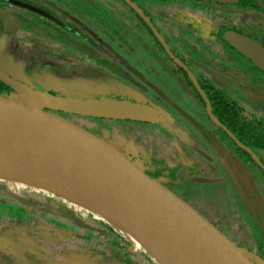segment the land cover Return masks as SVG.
<instances>
[{"label":"flooded vegetation","instance_id":"af4514ba","mask_svg":"<svg viewBox=\"0 0 264 264\" xmlns=\"http://www.w3.org/2000/svg\"><path fill=\"white\" fill-rule=\"evenodd\" d=\"M41 1L42 5L39 6L33 4L29 0H0V6L3 2L7 5L11 4L32 13V15L36 16V19L33 18V20L35 19V24L37 26L35 30L30 26L28 27L26 23V20L29 21L27 16L20 18L19 14H11L10 17L6 19L8 25L11 27L9 28L8 25L3 27L9 28L8 30L11 33L8 36L11 37L12 40H7L5 37L0 43V47L3 48V56L0 58L6 60L4 66L0 65V90L3 89L4 92L8 94L16 92L9 87L2 78L6 79V77H8L14 79L18 77L19 82L25 84V81H31V75L29 74V72L31 73V66H34L35 69L40 68L39 70H41L45 69L48 65L46 69L55 72L56 70L52 66L50 67L49 64L54 62V60H69L68 55L56 46L53 41V35L46 31L48 29H43L46 26L42 23H53L61 27H64V24H68L69 29L73 30H76L78 28L77 26L82 27L84 32L81 35L86 37L88 41L87 42L84 37L82 38L85 48L83 49V53L89 54L91 57L99 54L100 45H103L101 39L103 38L104 32L114 33L116 36H120L122 32H127L124 38L127 40V38L130 37L131 41L133 40V33L139 34L138 41L146 45L145 47L142 44L146 50L142 49L139 51L151 52L149 58L152 59V55L157 53L154 57H157L158 60L162 57L157 51H161L166 59H168L164 73L171 77V79H177L178 86L177 88H173L167 82L165 83L163 76L166 75L160 72H135V75L132 76L134 80H130L128 79V75L130 76V72L135 71V69H129L127 71L120 70L113 72L114 77L111 78L113 85L112 90L108 94V100L119 102L129 101L128 103L133 102V104L142 103V105H149V107H146L155 112L158 111L160 117L164 110L166 115L168 114L174 119L173 126H175V128L170 130L177 133L183 132L188 123L200 124L201 121L210 120L214 127L213 131L211 132L208 126L207 135H204L203 131H200L201 134L194 138L198 137L199 141L208 138L211 143L216 145L215 148L210 145L209 149L206 147H204V149L208 151L206 152L208 158H218L220 161V163H212L215 165L208 164L199 171H194L191 167V171H188L189 174L187 177L180 176L181 182L173 179L175 181L172 180L169 182L168 186L164 181L161 182L156 178H151L158 180L178 197L188 202L189 200L184 196V192L196 196V190L204 187L202 182L203 176H214L216 171L226 173L227 169L231 177L235 176L242 181H246L248 186L247 191L249 192V194H245L246 202H264V192L262 194L258 190V188L264 185V183L261 184L258 181L259 177H262L264 181V168L260 167L252 156L254 152L264 166V146L262 149L256 148V151L242 139L243 135L247 136V134L250 133L257 135V132H260L264 134V110L262 106L258 109L253 105H245L242 98L235 97L230 93L232 90L239 92L238 87H240V91L243 95H251L254 92L256 93V96L254 95V102L256 103L258 96H264L261 93L260 86L264 83V79L262 80V78H264V70L257 67L249 58L230 46L223 38V32L231 31L264 46L262 40L264 39V0H222V2L219 0ZM30 7L37 11L30 9ZM88 7L89 9H87ZM93 8L95 9L93 10ZM60 13H63L66 19H59L56 14ZM85 18L87 22L83 24L82 21H84ZM3 27L0 26V31L4 29ZM69 29L66 30L71 41H68L67 37L61 38L66 45L75 42L79 37L76 34H72ZM154 30L164 38L168 49L159 40ZM46 34L48 37H46ZM127 34H130V36L127 37ZM144 36L147 37V42H149L150 45L144 42ZM44 38H49V46H45L46 41L44 42ZM108 39L115 41V36H113V38L108 37ZM90 42H93L94 45H91ZM211 44H213V46ZM216 44L220 46L218 49ZM68 45L67 47L70 48L71 46ZM89 46L96 47L98 51L96 52L89 49ZM155 48L156 51L154 50ZM12 51L17 52V54L14 52L12 53ZM8 53L12 54L14 59H19V56L23 60L25 58L24 68H22L25 71H19L20 66H18L17 60H15V62L7 60L9 59ZM83 53L82 55L86 56ZM198 53L203 54L205 58H200ZM47 58L51 60V62L48 61V64H45L42 60H47ZM238 61L242 63V67L239 71L226 67V65L230 67L228 63H231L233 66L234 64L232 63ZM149 63L152 65V60H150ZM51 68L53 70H51ZM153 70L157 71L156 67ZM250 71L254 72L258 78L254 79ZM59 72L55 74L56 78H58V75L64 73L61 71ZM74 76V73H68L66 75L68 82L73 81L71 84L74 83L75 85L77 82H81V84L87 85V82L90 81L97 84L93 79H89L92 77L88 75H80L73 78ZM246 77L250 79L246 81ZM214 79L216 80L214 81ZM233 81L236 82L233 84ZM31 82L35 87L39 88V81L34 80ZM246 83H249L252 87L248 88ZM171 84L175 83L172 82ZM103 86L105 85L103 84ZM60 87V83H57V87L54 88L44 85L43 90L49 88L50 94L66 97L63 92H59L58 89H56ZM147 98L156 105L150 103ZM260 103L261 101H259V104ZM177 108L178 111L176 110ZM53 113L68 119L86 130H88L84 127L86 123H90L94 120L89 116L59 111H54ZM79 119H81V121L84 119L85 122L82 123ZM102 121L105 122V124L109 123V128L123 127L124 131L127 130V126H130L131 122L134 124H146L145 127H148V129L139 132L138 135H145L148 133L153 138L156 136L159 141H174L172 138L173 135H170L171 131L165 132L162 130L163 124L154 125L143 121L113 117L103 118ZM88 131L92 133V131ZM244 138L247 139L246 137ZM260 139L263 140V137L261 136ZM240 144L245 146L252 153L243 149ZM221 147L225 148L224 152ZM225 150L228 152H225ZM130 156L133 158V161L137 160L133 154ZM231 156L232 158L230 160L226 158ZM160 161L162 165V158H160ZM144 162H146V160ZM255 170L259 172L258 176L249 177V173ZM197 177H199L198 180ZM184 178H187V180ZM191 178H196L194 187L189 186L190 181L188 179ZM228 178H230V176H228L226 180ZM167 181H169V179H167L166 182ZM226 182L227 192H225L224 195L227 198L229 206V202L231 204L233 202L237 203L236 200L239 202L241 198L234 183L230 179ZM182 184L185 186L184 191L175 188L177 185ZM26 188L36 190V195L41 192L38 188L28 186H26ZM43 193L44 198L40 201L36 197H33L29 191L15 192L0 187V232L4 230L7 235L13 236L15 239H18L17 236H21L20 233L23 232L32 238L37 236L36 238L39 241H36V243L34 242L36 252L38 249V254H35L36 260L46 258L50 263L55 261V264H79L74 255L87 254L86 257L94 264H144L140 259L143 252L136 250L133 243L121 236L116 230H113L112 226L109 228L105 220L96 217L95 213L86 208L56 194L45 191H43ZM3 205L8 206V209H3ZM83 208L89 212L85 211ZM233 208L236 207L233 206ZM221 209L222 204L219 203V210L221 211ZM237 209L239 211L236 212L235 215L232 214L229 217L233 223L234 229L230 230L220 219H212L213 223H216L215 225L220 231H223L222 228L232 231L234 242L244 248L253 250L255 256L257 254L258 257L264 259V243L261 241L262 237L258 236L254 242L252 241L250 243L251 246H246L244 240L251 238L246 236L243 230H241L239 234L237 233V230L242 224H245L244 221H246L247 218H249L248 225L250 229V225L254 228L258 225L260 227L264 226V217L259 216V214L257 217L255 211L250 214L248 208H245L244 213H242L240 212L239 205ZM8 211L10 212V218L5 217ZM17 211H20L25 217L17 216V214H19ZM39 211H42V213H38ZM231 211L233 212V209H231ZM46 212L51 214L54 213L58 215L59 218L61 217L70 221L71 226L74 227V229L69 228V235L66 238V233L61 236L65 242V247L64 245L61 247L58 246V248L55 247L56 250L54 249V252L53 250H47L43 246L47 242L44 241L42 236L45 231L48 230L47 226L53 227L55 226L54 223H60V221L55 219L56 216L49 217L50 215ZM213 214L214 209L211 211V215ZM7 219L9 220L6 221ZM5 223H8L9 228L12 230L7 228L2 229V224ZM40 223L48 224L44 227H36ZM39 235L42 238H39ZM7 241L8 240L0 236L1 248L9 245L13 246L14 244L12 245V243H15L13 241L11 243L9 242V244ZM115 241L117 244L111 246ZM252 244L255 248L252 247ZM1 253L4 252L0 250V254ZM8 254V264H19V256H15L12 250L10 253L11 255ZM54 257L56 260H54ZM150 259L152 258L150 257ZM4 260H2L1 257L0 264H6L3 262ZM22 261L23 264H27L24 259H22Z\"/></svg>","mask_w":264,"mask_h":264},{"label":"water","instance_id":"95a60500","mask_svg":"<svg viewBox=\"0 0 264 264\" xmlns=\"http://www.w3.org/2000/svg\"><path fill=\"white\" fill-rule=\"evenodd\" d=\"M154 32L168 49L164 38ZM223 38L264 70V46L231 31L223 32ZM2 80L16 92L0 94L1 188L8 190L10 184H21L72 201L105 218L113 230L126 232L158 264L161 261L143 245L147 236L176 257L166 259L165 264H264L256 256L253 260L247 250L238 247L188 202L151 178L138 160L133 161L108 140L51 112L96 116V105L108 111L109 117L145 122L148 119L142 108L133 109L128 102L94 101L83 95L69 97L62 89L59 92L66 97L55 96L38 89L30 80L20 83L18 77ZM71 87L84 88L83 84L74 83ZM125 109L119 116L117 112ZM159 121L162 123L161 117ZM252 154L264 168L257 155ZM56 179L66 180V187L77 194H93L102 202H77L64 190L57 193L59 189L49 187H54L51 181ZM98 206L118 207L133 231L101 214L95 208Z\"/></svg>","mask_w":264,"mask_h":264},{"label":"rangeland","instance_id":"374dc122","mask_svg":"<svg viewBox=\"0 0 264 264\" xmlns=\"http://www.w3.org/2000/svg\"><path fill=\"white\" fill-rule=\"evenodd\" d=\"M25 1H27V0H25ZM29 1H31L33 4H36L39 6L42 5L41 0H29ZM49 1H52V0H49ZM87 9H89V7ZM94 9L95 8H93V10ZM11 14H13V15L19 14L20 18L27 16V19L29 20V21L26 20L27 26L28 27L30 26L34 30L37 27L35 24L36 16L32 15V13H29L28 11H24V10H22V8L15 7L14 5H11V4L7 5L6 3H3V2L0 6V26L3 27V26L8 25V22L6 21V19L8 17H10ZM60 14H56L59 19H61V20H63V18L66 19L65 15L63 13H60ZM33 18H35V19L33 20ZM82 22H83V24H85L87 22V19L85 18V20ZM42 24L44 26H46L43 29H45V28L48 29V30H46V29L45 30L50 32L53 35L54 43L56 44L57 47H59L63 52H65L68 55L69 60H59V61L54 60V62L49 64L50 67L52 66L56 70L55 72H51V71L47 70L46 68H48V65L46 66L45 69H41V70H39L40 68L35 69L34 66L30 67V71H31V73L29 72V74L31 75L30 79H31V81H34V80L39 81L40 85H39L38 89H40V90L44 89L43 88L44 85H48V86L54 88V87H57V83L58 84L60 83L61 87L56 88V89H58V91H60V89L64 90L67 94H69V97H72L74 95H81V96L83 95L84 97H88V95H89L88 98L93 99L94 101L95 100L102 101L104 99L108 100V94L112 90V85H113L112 80H111V78L114 77L113 72L120 71V70L127 71L129 69H135V71L130 72V76L128 75V79H130V80H134V77H132V76L135 75V72H140V73H143L144 71H146V72L148 71L150 73L160 72V73L166 75V76H163V78H164L163 80L165 83L167 82L173 88H177V86H178L177 85L178 84L177 79H175V78L171 79V77H169L166 73H164V69H165V66L167 65L168 59H166L165 55L163 53H161V51H157L159 53V55L162 57L159 60L157 57H154L157 53L155 55H152V57H153V59H152V58H149L151 52L139 51L142 49L146 50V48H145L146 45L144 43H141L138 41L139 34L133 33L132 34L133 40L131 41L130 37H129L130 40H129V38H127V40H126V38H124L125 34L127 32L126 33L122 32L120 36H116L114 33L104 32V35L102 36L103 38L101 39L103 45H100L101 48L99 49V54L93 55L91 57L89 54L83 53V49H85V48H84V41L82 40V38L84 36L81 35L84 32V29L82 27L77 26L78 28L76 30H73V29H69L68 24L66 25L64 23H63L64 27H61V26L53 24V23H48V22L45 24L44 23H42ZM8 27L10 28L11 26L8 25ZM9 28H4L3 30L0 31V43L4 40L5 37H6L5 39H7V40H12V38L8 36L11 33L8 30ZM66 29L71 30L72 34H76L79 36L75 42L69 44L71 46L70 48L67 47L68 44L67 45L64 44L63 41L61 40V38L67 37L68 41H71L70 37L68 36ZM147 35H148V33H147ZM113 36H115V41H112V39H108V37L113 38ZM126 36L127 37L130 36V34H127ZM46 37H48V35ZM84 38L86 39V37H84ZM43 40H44V42L46 41L45 46L50 45L49 38L48 39L44 38ZM143 40H144V42H147V37L144 36ZM262 40L264 42V39H262ZM86 41H87V39H86ZM90 44L94 45L93 42H90ZM146 44L150 45L149 42H147ZM211 45L213 46V44H211ZM216 46H217V49L220 47L217 44H216ZM88 48L93 50V51H96V52L98 51L96 47L89 46ZM154 50L156 51V48ZM2 51H3V48L0 47V57L3 56ZM13 52L17 54V52L12 51V53ZM82 53L86 56H83ZM198 55L202 59L205 58L204 55L201 53H198ZM8 57H9V59L6 58L7 60H11L14 62H15V60H17V62H18L17 64H18V66H20L19 71H25L24 69H22V68H24L25 58L23 60L19 56V59L18 58L14 59V57H12V54H10V53H8ZM215 58H218V57H215ZM150 60H152V62H153L152 65L149 63ZM42 61H44L45 64H48V61L51 62V60H49L48 58H47V60H42ZM5 62H6V60H4V58L3 59L0 58V65L4 66ZM228 64L230 67H228L227 65H226V67L233 69L235 71H239V69H241V67H242V63L239 61L236 63H232V64H234L233 66L231 65V63H228ZM221 65H223V64H221ZM155 67H156L157 71L153 70ZM51 70H53V69L51 68ZM59 71L64 72V73H62L61 75H58V78H56L55 74ZM68 73L69 74L74 73L75 76L73 78H76L80 75H88L89 77H92L89 79H93L95 82H97L98 85L95 84L94 82H91V81L87 82L86 81L87 85H83L84 88H72L71 83L73 81L68 82V79L66 77V75ZM250 73L254 79L258 78L254 72L250 71ZM249 79H250L249 77H246V81ZM263 79L264 78H262V80ZM215 80L216 79H214V81ZM172 82L175 84H171ZM235 82L236 81H233V84ZM82 83H83V81H82ZM76 84H81V82H77ZM103 84L105 86H103ZM246 84H247L248 88L252 87V85H250L249 83H246ZM222 85H225V84H222ZM67 86H68V88H67ZM260 86H261V93L264 95V83L261 84ZM238 88H239V92L232 90L230 93H232V95L235 97L242 98L244 100L245 105H249V106L253 105V106H256L258 109H259V107L262 106V108L264 110V96H261V95H260L261 97L258 96L256 103H255L254 102L255 101L254 95L256 96V93L253 92V94H251V95H243L242 92L240 91V87H238ZM49 90L50 89L48 88V89H45L43 91L49 92ZM74 97H76V96H74ZM79 98H81V97H78V99ZM147 100L150 103H152L148 98H147ZM259 101H261L260 104H259ZM126 102H129V101H125L123 103H126ZM139 102H141V101H139ZM131 103H129V105L133 106V109L135 107L138 109V107H139V108H142L144 110L143 113L145 114V117L147 116V119H148L145 122L151 123L154 125L164 123L162 130L165 132L171 131L170 135H173L172 138L174 139V141L173 140H168L166 142L163 140L159 141V140H157L156 136H155V138H153L148 133L145 135H140V134L138 135L139 132H142L143 130L146 131L148 129V127H145L146 124L145 125L134 124L131 122L130 126H127V130H125V131L123 130V127H121V128H119V127L109 128V123L105 124V122L102 121L103 118L109 117V115H108L109 112L106 110H101L96 105H94V107H93L94 111L96 112V116H89V117L93 118L94 120H92L90 123L87 122L84 127L87 128L88 130L92 131V133H94L98 137H101V138L108 140L110 143H112L114 146H116L119 150H121L125 155L130 156L131 154H133L135 156V158H137V160L140 162L139 165L144 170L145 173H147L150 177H153V178L160 180L161 182L164 181L167 186H168L169 182H171L173 179L180 181L181 180L180 176L187 177V175L189 174L188 171L189 170L191 171V169H194V171L195 170L199 171L201 168H203L204 166H206L208 164H212V163H216V162L220 163L218 158H213V159L211 158L214 161H212L210 158H208L206 156V154H207L206 152H208V151H206L204 149V147L209 149L210 145L213 148H215L216 145L211 143L208 138H206L203 141H199L198 137L194 138L197 135L201 134L200 131H203L204 135H207L208 134L207 133L208 126L210 127L211 132L213 131L214 127L212 126L210 120L201 121L200 124L188 123L185 126L186 128H185V130H183V132L177 133L173 130H170V129L175 128V126H173L174 125V119L172 117H170V115H168V114L166 115L164 113L163 109H162L163 114L161 115V118L163 121H162V123H160V121H159L160 116L158 115L159 114L158 111H156V113L153 110L148 111L147 108L149 107V105H142V103H138V104H135V103L133 104V102H131ZM152 104L156 105L154 102ZM146 106H148V107H146ZM176 110L178 111V108ZM125 111H126V109L125 110H119L117 113L119 116H122L125 113ZM102 114L107 115V116H100ZM79 120L81 121V119H79ZM81 122L84 123L85 120L82 119ZM95 122H97L98 124ZM156 130L158 131L157 128H156ZM221 148H222V151L224 152L225 148H223V147H221ZM225 152H228V151L225 150ZM160 158H162V163H163L162 165H161ZM226 158L228 160H230L232 158V156L226 157ZM145 160H146V162H144ZM212 165H215V164H212ZM258 173L259 172L257 170L250 172L249 177L258 176ZM228 176H230V178H228L226 180V178ZM198 178L199 177H197V180H198ZM167 179H169V181L166 182ZM184 179L187 180V178H184ZM229 179L234 183V185L238 189L241 199L239 202L236 200L237 203L233 202L231 204L229 202L230 205L228 206L227 198L224 195V193L227 192L226 191V187H227L226 181H228ZM175 180H173V181H175ZM188 180L190 181L189 186L194 187L196 178H191ZM258 181L261 184L264 183L262 177L261 178L259 177ZM202 182H203V184H204L203 186L205 188L204 187L201 189L198 188L196 190V193H197L196 196H194L193 194H190V193H185V192H184V196L186 197L187 200H189L188 203L194 209H196L199 213H201L205 218H207L211 223H213L212 219H214V220H215V218L220 219V220H222L223 224L226 225L230 230L234 229L233 223L231 222L229 217L232 214L235 215V213L239 211L237 209L238 205L240 206V212H242V213H244L245 208L246 209L248 208L250 214H252L255 211L257 214V217H258V214H259V216L264 217V202H246L245 201V194L246 195L249 194V192L247 191L248 186L246 184V181L245 180L242 181L240 178L235 177V176L231 177V175L228 173L227 169H226V173L221 172V171H216V174L214 176H210V177L203 176ZM9 188L11 189V191H15V192H17V191H29L31 193V195H33V197H36L40 201L43 200V198H44L43 197V195H44L43 191L44 190H41V189L39 190L41 192L37 193V195H36L35 194L36 190L26 188V186L21 185V184H10L8 186V189ZM175 188L182 189L183 191L185 190V186L183 184L177 185ZM258 190L263 194L264 185H262L260 188H258ZM207 198H209V199H207ZM218 202L220 204H222L221 211L219 210V203ZM3 206H4V207H2L3 209L4 208L8 209V206H6V205H3ZM233 206L236 208H233ZM212 209H214L213 215H211ZM231 209H233V212L231 211ZM84 210L87 211L88 209L87 210L84 209ZM218 211L221 213H219ZM17 212L19 213V214H17V216L18 215L24 216V214L20 213V211H17ZM87 212H89V211H87ZM7 213L8 214L5 215V217L10 218L11 217L9 215L10 212L8 211ZM38 213H42V211H39ZM46 213H48V215H50L49 217L56 216L55 219L60 221V223H54L55 226H53V227L47 226L48 230H46L42 236L44 241L47 242L43 246L47 250H49V251L53 250V252H54L56 250L55 247H57V248H58V246L61 247L65 243L61 236L65 235V233H66V236H65V238H66L69 235V231H70L69 228L74 229V227L71 226L70 221H67L64 218H61V217L59 218V216L54 214V213L53 214H51L49 212H46ZM36 214H37V212H36ZM217 214H219V215H217ZM95 215H96V217L106 221V219L101 217L100 215H98V214H95ZM8 220L9 219H7L6 221H8ZM248 220H249V218H247L246 221H244L245 224H242L240 226V228L237 230L238 234L241 232V230H243L245 235L251 238V239H245L244 244L246 246L247 245L251 246L250 243L252 241L254 242L258 238V236L262 237L261 241H263V243H264V226L260 227L258 225L257 227L254 228L253 226L250 225V229H249ZM47 224L40 223L36 227H39V228L44 227ZM4 228L11 229V228H9L8 223L2 224V229H4ZM222 229H223V231H221V232L224 233L229 239H231L234 242L233 232L229 231L226 228H222ZM116 230H118L119 233L124 234V237L133 243L134 248L136 250L143 252L141 255L142 257L140 259L144 262V264H158L145 250H143V247L136 240H134L130 235H128L126 232H124L120 229H116ZM20 234H21V236H17L18 239H15L13 236L7 235L4 230H1L0 236L2 238H4L5 240H8L7 241L8 243L9 242L11 243L13 241L15 242V243H12V245L14 244L13 246L9 245V246H6L4 248H1L2 245L0 244V250H2V252H4V253H1L2 255L0 254V256L2 257V260L5 259L3 261L4 263L8 264L9 256H7V254L8 253L10 254L11 250H12V252L15 256H19V260H20L19 264H23L22 259H24L27 264H55L54 263L55 261L53 263H50L46 258H41L40 260H36L35 254L36 253L38 254V249L36 252V248H34V242L36 243V241H39L36 238L37 236L35 238H32V237H29V235L25 234L24 232L20 233ZM23 236H24V238H23ZM40 237L41 236L39 235V238ZM135 242H137L138 245H136L137 243H135ZM234 243L238 247L247 250V252L249 253L250 257L253 260H255L256 257H258L257 254L255 257V253L253 250H251L249 248H244V247L238 245L236 242H234ZM64 247H65V245H64ZM252 247H254L253 244H252ZM9 249H10V251H9ZM74 256H76V260L79 262V264H94L91 261H89V259L86 257L87 254L74 255ZM1 257H0V259H1ZM150 257L152 259H150ZM258 258H260V257H258ZM54 260H56L55 257H54ZM262 260L264 261V259H262Z\"/></svg>","mask_w":264,"mask_h":264},{"label":"bare ground","instance_id":"6f19581e","mask_svg":"<svg viewBox=\"0 0 264 264\" xmlns=\"http://www.w3.org/2000/svg\"><path fill=\"white\" fill-rule=\"evenodd\" d=\"M53 186H49L51 187V189L53 188L55 189H59L56 190L57 193L59 192H63L66 191L69 195L73 196V198L77 201V202H102L98 196H95L93 194H87V193H81V194H77L75 191H73L72 189H68L67 186V181L63 180V179H56L51 181ZM49 184H46L45 186H47ZM56 187V188H55ZM64 194V193H63ZM106 202H109L107 199L105 200ZM98 209V211L103 214L104 216L110 218L112 221L116 222V223H120L122 224V226L124 228H131L130 224L127 222L126 218H125V214L116 206H114L113 208L110 206H98L95 207ZM127 230V229H126ZM131 231L132 228H131ZM147 236V235H146ZM147 241H145L143 244L144 246L148 249V251L155 256L156 258H158L162 264L166 263V259L168 258H172L175 257L166 247L158 244L154 239L150 238L147 236ZM176 258V257H175Z\"/></svg>","mask_w":264,"mask_h":264},{"label":"trees","instance_id":"16d2710c","mask_svg":"<svg viewBox=\"0 0 264 264\" xmlns=\"http://www.w3.org/2000/svg\"><path fill=\"white\" fill-rule=\"evenodd\" d=\"M0 94H2V95H10L7 92H4L3 89L0 90ZM243 136H242V139L245 140L250 147L254 148L255 150H256V148H260V149L263 148V146H264V134H261L260 132L259 133L257 132V135L250 133V134H247V136H244L247 139H245ZM261 136L263 137V140L260 139ZM7 189H8V187H7ZM8 190H11V189L9 188ZM106 225L109 228H111L109 223L106 222ZM116 231L118 232V230H116ZM119 234L124 237V234H121V233H119ZM135 243H137V242H135ZM115 244H117L116 241L114 243H112L111 246H114ZM136 245H138V243Z\"/></svg>","mask_w":264,"mask_h":264}]
</instances>
